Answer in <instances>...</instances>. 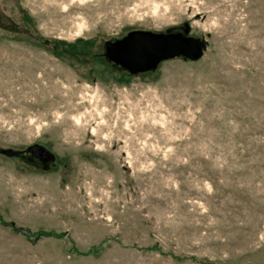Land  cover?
Returning a JSON list of instances; mask_svg holds the SVG:
<instances>
[{"label": "rangeland", "instance_id": "rangeland-1", "mask_svg": "<svg viewBox=\"0 0 264 264\" xmlns=\"http://www.w3.org/2000/svg\"><path fill=\"white\" fill-rule=\"evenodd\" d=\"M0 264H264V0H0Z\"/></svg>", "mask_w": 264, "mask_h": 264}, {"label": "water", "instance_id": "water-1", "mask_svg": "<svg viewBox=\"0 0 264 264\" xmlns=\"http://www.w3.org/2000/svg\"><path fill=\"white\" fill-rule=\"evenodd\" d=\"M188 33V30L185 32ZM207 48L205 41L184 36L183 34L156 35L146 32L131 33L116 44H107L108 56L131 73L152 69L161 61L182 57L197 60ZM38 147L31 153L38 157ZM45 151V150H44ZM8 156L19 155L13 151H2ZM45 161V158H41Z\"/></svg>", "mask_w": 264, "mask_h": 264}, {"label": "trees", "instance_id": "trees-1", "mask_svg": "<svg viewBox=\"0 0 264 264\" xmlns=\"http://www.w3.org/2000/svg\"><path fill=\"white\" fill-rule=\"evenodd\" d=\"M18 154L20 155V157L21 158H23V159H27L26 161L27 162H29L30 160H29V158L30 157H36V156H34L33 154H30V152H25L24 154H23V152L21 153V152H18ZM43 162V161H42ZM41 161H40V163L42 164V165H46V164H43ZM11 226L13 227V228H16V226H14V224H11ZM20 232H24L23 230H20ZM24 234H29V232H24Z\"/></svg>", "mask_w": 264, "mask_h": 264}]
</instances>
